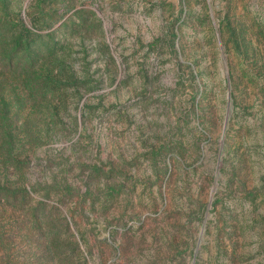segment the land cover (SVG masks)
<instances>
[{"label":"rangeland","instance_id":"374dc122","mask_svg":"<svg viewBox=\"0 0 264 264\" xmlns=\"http://www.w3.org/2000/svg\"><path fill=\"white\" fill-rule=\"evenodd\" d=\"M0 264H264V0H0Z\"/></svg>","mask_w":264,"mask_h":264}]
</instances>
